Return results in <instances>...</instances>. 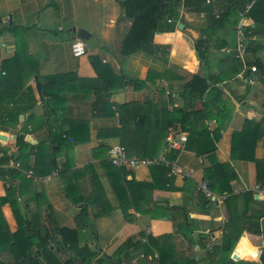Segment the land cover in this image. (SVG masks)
<instances>
[{
  "label": "crops",
  "instance_id": "1",
  "mask_svg": "<svg viewBox=\"0 0 264 264\" xmlns=\"http://www.w3.org/2000/svg\"><path fill=\"white\" fill-rule=\"evenodd\" d=\"M119 1L0 0V99L16 98L26 88H31L36 100L34 107L21 113L15 122L0 119L4 122L0 126L7 127L5 132L0 131L6 138L0 140V148L9 154L18 155L19 152L26 155L30 148L18 150L15 144L17 134L22 131L26 133L25 142L33 146L42 144L29 156L30 169L22 172L25 178L11 183L17 193L16 199H12L14 206L6 203L1 212L10 232L17 230L19 221L36 216L56 240L60 239L54 234L57 227L82 225L80 246L87 245L92 251L109 257L114 256L125 241L139 240L142 232L159 237L178 230L174 235L177 252L195 264H207L197 245L199 236H209L211 244H219L221 227L227 220L224 195L212 192V203L203 205L197 191L198 183L205 181L204 171L210 167L209 156H198L193 150L186 149L178 154L166 153L164 157H168L170 164L191 172V177L174 176L169 171L166 178L170 182L166 189L155 187L144 190L143 194L138 190L136 193L140 197L130 203L125 199L124 182L152 183L150 166L127 170L123 177L122 172L108 161L107 149L126 145V153L131 157L150 158L155 152L153 158L160 157L165 144L164 135L157 136V130L146 134V138L141 133L136 137L122 134L119 107L135 103L140 111L146 112L150 127L164 128V114L182 105L177 93L183 84L197 74H223L225 81L215 86L228 102V107L222 111L225 119L220 122L221 136L216 139L212 134L217 125L215 119L203 121L199 118L195 127H207L215 145L213 158L230 167L232 194L252 191L256 185L255 165L250 161L232 159L231 144L234 134L247 128L246 121L258 123L264 117V74L253 73L248 67L255 60L264 65V36H252L247 40L249 51H246L243 62L239 60L243 70L234 75L228 68H232L233 63H222V60H228L232 51L228 33L235 30L239 22L245 27H253L252 21L246 17L241 20L239 16L234 29L205 32V14L188 12L180 6L175 31L153 37L154 45L167 47L166 55L161 54L162 50H155L126 58L119 52L130 22L123 19ZM213 3L218 12L229 4V0ZM96 16L98 21L94 20ZM64 25L68 26V33H65ZM79 29L90 34L87 42L93 36L96 42L89 44L83 57L75 58L70 47ZM56 32L63 33V37L53 36L52 33ZM198 38L204 41L209 59L207 70L202 68L195 51ZM224 40L228 47H220ZM166 72H169L168 78L157 77V74ZM149 73L154 80L146 87L134 89L128 85L111 93L120 76L145 80ZM66 74L70 75L68 80L56 78L47 88V92L53 94L50 107L56 110L49 113L42 103L41 82L44 78ZM37 83H40V96L36 91ZM202 102L205 100L197 102L193 110L204 111L208 105ZM10 108L11 105L7 109ZM214 113L210 111L209 114ZM138 119L143 122L142 118ZM178 126L169 127L167 132H182ZM57 131L68 143L58 149L50 143L52 133ZM153 134L155 137L151 140ZM73 139L75 145H72ZM263 156L264 136L258 139L254 149L256 159ZM50 157L55 158L56 169H52ZM5 195L6 184L0 180V198ZM254 200L263 201L259 197ZM121 204L129 206L126 216ZM167 207L171 210H158ZM174 207L176 209H172ZM251 208L256 210L259 206L252 204ZM240 239L232 252L239 260L234 261L259 264V259H249L250 255L244 256L236 250L243 245L246 251L257 249L260 256L262 241L246 232ZM140 240L145 242L144 238ZM5 256L8 255L4 253L2 257ZM120 258L121 264H153L157 254L153 251V255H144L142 251L129 249L123 251Z\"/></svg>",
  "mask_w": 264,
  "mask_h": 264
},
{
  "label": "trees",
  "instance_id": "2",
  "mask_svg": "<svg viewBox=\"0 0 264 264\" xmlns=\"http://www.w3.org/2000/svg\"><path fill=\"white\" fill-rule=\"evenodd\" d=\"M213 2H216V0H210L209 4H206V0H120L118 5L123 12V19L130 22L127 32L121 40L120 55L127 58L138 53L150 54L155 50H162L161 54L166 55L165 49L167 47L154 45L153 37L155 34L175 31L176 23H168V20L176 21L178 17L177 9L180 6H183L184 10L188 12H203L207 25V29L204 31L214 33L215 31L234 29L239 20L240 13L244 11L247 5H250L249 10L244 15L248 20L252 21L253 27L248 26L244 28L245 36L247 40L252 38V36H264V0H229V4L222 7L218 12L215 11ZM215 13L218 15L217 18L214 16ZM247 40L246 51H249ZM203 44L204 41L200 39L195 42L194 47L202 64V68L207 70L209 67V59H207L205 45ZM220 47H228L226 40H224ZM227 58L228 60L224 59L222 63L226 65L231 61L233 63L232 68H228L234 75L241 73L243 66L239 59L236 58V52L231 51ZM252 66L255 67L256 72H259L261 75L264 74V65L260 61L255 60L249 63V70ZM168 73L166 72L164 75L157 74V77L168 78ZM244 76L247 77L246 72H244ZM69 77L70 75L67 74L54 76L53 78H44V81L41 82V95L44 98L42 103L49 113L55 112L56 110L50 107L49 100L53 97V94L47 92L48 86L56 78L59 80H68ZM153 80L154 77L150 73L145 80H129L124 76H120L116 84L112 87L111 93L128 85L134 89H141ZM223 81H225V75L223 74L217 75L209 73L207 76L194 75L189 82L181 86L177 93L182 100V105L172 108L171 112L164 114V128L158 125L154 128L150 127L149 122L146 121V112L140 111L135 103L120 106L118 114L121 131L122 134L128 133L133 137H136L138 133H141L142 136L145 134L146 138V134L148 136L149 132H155L157 130V136L161 137L164 135V143L169 127H176L178 124L180 131L187 132L188 137L184 149L193 150L198 156H209L211 163L210 167L204 171V182L207 183L211 192L224 195V206L227 212V220L221 227L222 234L219 244H211L209 236H199L197 245L200 251L204 253L205 262L207 264H252L231 259V254L238 240L246 232L251 237H257L262 241L263 245L259 256V264H264V200L261 202L254 200V192L252 191L232 194L229 182L230 176L232 175L230 167L226 164L218 163L213 158L215 145L207 127L202 124L201 128H197L198 126L195 127L197 119L199 118L203 121L215 119L217 125L212 134L216 139L221 136L220 130L222 125L220 122L225 119L222 116V111L228 107V102L223 99L222 92L215 88V86L217 83H223ZM170 98L172 99L171 95ZM202 100H205L204 103L202 102L203 105H208V107L204 111H194L193 106ZM35 103L36 100L31 88H26L16 98L0 99V109H2V111L0 110V119L4 120L6 118L9 121L15 122L21 113L30 111ZM9 105H11V108L7 109ZM210 111H214V115L209 114ZM112 113L114 114V112ZM138 118L143 119V122L139 125L137 124ZM3 120L0 121V124L4 123ZM41 124H45V121H41ZM246 125V129L241 133H235L233 136L231 157L232 159L253 162L255 165L256 184H263L264 156L261 159H256L254 157V149L258 139L264 136V117L258 123L246 121ZM6 130V126H0V131L5 132ZM25 135L26 133L23 131L18 133L15 144L18 150L23 147H29L30 150L26 155L19 152L18 155L9 154L5 149L0 148V180L6 184V195L0 198V264H121L120 254L129 249L142 251L144 255H153V251H155L157 259L153 264L196 263L187 256L180 255L177 252L174 235L178 233V230L171 235H162L159 237L142 232L140 233V239L144 238L145 242L142 243L140 239L136 242L127 240L116 250L112 257L100 254L97 251H92L87 245L80 246L82 236L81 228H84L81 227L82 225H77L76 228L57 227L54 230V234H58L60 239L56 240L54 235H50L43 228V223L36 216H32L31 218L19 221L17 223V230L10 232L1 208L6 203H9L12 207L14 206L12 199H16L17 193L15 187L11 186V183L25 178L22 172L30 169L29 156L35 153L40 145H42H30L28 142H25ZM61 135L62 133L58 131L52 133L50 143L54 144L57 147L56 149L62 144L68 145L67 140ZM153 137H155L154 134L151 135V140ZM73 140L72 145H75L76 141L75 139ZM153 142L155 141L153 140ZM149 143L153 144L152 141H149ZM124 146L127 148L126 145ZM124 146L123 148L128 152ZM180 152L170 151L168 153L178 154ZM155 154L156 152L149 157L153 158ZM164 159L165 162H159L149 167L152 183L135 182L133 180L124 182L125 186L123 190L127 201L133 203V201L139 198L140 195L136 193L138 190L143 194L144 190H150L155 187L166 189V185L170 182L166 178L167 172L170 171V160L168 157H164ZM10 162L18 163L19 168H13L9 165ZM50 163L52 169H56V160L54 157H50ZM118 170L122 172L123 177L128 173L125 169ZM198 193L200 192L198 191ZM19 194L21 193L19 192ZM199 196L203 205L212 203L211 199L205 198L201 193ZM252 204L259 206V209L252 210ZM120 207L126 216V210L129 206L124 207L121 204ZM136 209L139 210L137 207ZM172 209H176V207ZM158 210L168 211L171 209L167 207L158 208ZM89 230L91 229L89 228ZM242 239H240L239 243ZM4 253L8 256L2 257Z\"/></svg>",
  "mask_w": 264,
  "mask_h": 264
},
{
  "label": "built area",
  "instance_id": "3",
  "mask_svg": "<svg viewBox=\"0 0 264 264\" xmlns=\"http://www.w3.org/2000/svg\"><path fill=\"white\" fill-rule=\"evenodd\" d=\"M210 0H206V4H209ZM250 5H247L242 13H240L241 20L245 18V13L247 10H249ZM215 18L218 17L217 13L214 14ZM175 22L172 20H168V23ZM244 24L238 23V25L235 28L236 32V49L234 50L236 52V58H238L241 62H243L245 53H246V36L244 33ZM85 43L83 40L79 38H75L71 42V54L75 58H80L85 55ZM251 72H256L255 67L250 68ZM251 83V80H249ZM187 142V135L184 132H175L173 130H169L166 138H165V145L162 150V154L160 157L157 158H136L128 156L125 149L122 146H113L109 148L108 150V161L110 164L118 169H125V170H133L138 167H149L152 165H155L159 162H165L164 155L170 151H182L184 149V146ZM15 166H12L14 168H19L18 163H14ZM170 174L174 176H179L182 178H190L191 172L176 166L170 164ZM197 191H199L205 198L212 199L213 194L210 191V189L207 186V183L204 181H201L197 185ZM252 192L256 194L257 196H263L264 200V183L263 184H256L252 188ZM91 264H97V263H91Z\"/></svg>",
  "mask_w": 264,
  "mask_h": 264
},
{
  "label": "water",
  "instance_id": "4",
  "mask_svg": "<svg viewBox=\"0 0 264 264\" xmlns=\"http://www.w3.org/2000/svg\"><path fill=\"white\" fill-rule=\"evenodd\" d=\"M181 27L182 26H179V28H181ZM76 35H77V38H79V39H81L83 41H87L90 38V34L86 30H83V29H79L77 31ZM228 42H229V48L231 50H235L236 49V32H235V30L229 31V33H228ZM36 91H37L38 95L40 96V83L36 84ZM137 123L140 124L141 123V119H138ZM5 139H6L5 136L0 134V140L4 141ZM254 199H258V196L257 195L254 196ZM231 259L232 260H239V257L237 256L236 253H233L232 256H231Z\"/></svg>",
  "mask_w": 264,
  "mask_h": 264
},
{
  "label": "rangeland",
  "instance_id": "5",
  "mask_svg": "<svg viewBox=\"0 0 264 264\" xmlns=\"http://www.w3.org/2000/svg\"><path fill=\"white\" fill-rule=\"evenodd\" d=\"M94 20H96V21H98V18H97V16L95 17V19ZM95 25L96 26H100V23H98V24H96L95 23ZM65 26V29H66V31H65V33L68 31V26L67 25H64ZM68 33V32H67ZM53 34V36H55V35H57V36H59L60 38L61 37H63V33H60V32H56V33H52ZM197 40H200L199 38L198 39H196L195 40V42L197 41ZM88 41V40H87ZM87 41H84V43H85V46H86V48H85V51H87L88 50V47H89V44H95V42H96V40H95V36H93L92 38H91V40H90V42H87ZM232 51H234V50H232ZM10 166H15V164L12 162L11 164H9ZM14 168V167H13ZM30 174V173H29ZM260 199H262L263 198V196H258ZM89 232H90V230H89ZM249 259H252L251 257H249Z\"/></svg>",
  "mask_w": 264,
  "mask_h": 264
},
{
  "label": "clouds",
  "instance_id": "6",
  "mask_svg": "<svg viewBox=\"0 0 264 264\" xmlns=\"http://www.w3.org/2000/svg\"><path fill=\"white\" fill-rule=\"evenodd\" d=\"M247 243V241H245ZM237 252L241 253L244 256H251L252 259L258 260L259 259V251L257 249H250L248 251L245 250L243 245L238 246Z\"/></svg>",
  "mask_w": 264,
  "mask_h": 264
}]
</instances>
